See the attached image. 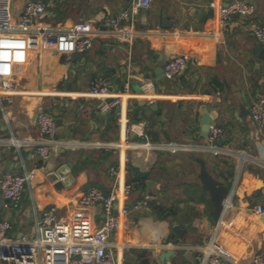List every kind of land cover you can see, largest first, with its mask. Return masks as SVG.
<instances>
[{"label":"crops","instance_id":"0c3cea01","mask_svg":"<svg viewBox=\"0 0 264 264\" xmlns=\"http://www.w3.org/2000/svg\"><path fill=\"white\" fill-rule=\"evenodd\" d=\"M4 1L16 20L29 0ZM42 1L46 11L35 28L76 30L91 36L94 45L84 53L57 55L41 48L42 34L33 41L26 33L0 35V49H25V59L16 62L3 61L0 51V80L8 78L16 89L12 96L0 89V179L37 169L17 205L6 206L0 192V219L12 224L7 237L33 240L42 212L54 207L73 239L93 241L103 210L82 206L79 198L90 187L108 194L118 186L120 207L129 213L106 239L115 264H163L156 259L165 249L173 252L174 264H204L210 243L228 249L238 264H253V256L264 253V128L253 122L250 109L264 97V57L251 27L264 25V0H249L254 13L235 16L223 28L218 6L233 0H153L136 15L129 40L105 20L131 0ZM181 54L190 57L181 73L173 80L160 78L156 69L162 61ZM95 77L104 78L112 94H121V104L106 113L99 110L103 99L88 94ZM146 80L154 83L149 94L139 91ZM204 109L223 128L221 145L232 154L206 147ZM41 111L56 118L55 141L39 131ZM63 140L92 145L65 147L57 142ZM43 142L50 150L46 158L36 152ZM168 143L178 148L162 146ZM59 163L69 164L73 177L64 188L49 180L48 166ZM133 167L149 174L140 177ZM203 170L230 190L217 222L201 182ZM128 184L132 187L123 194ZM138 201L146 205L135 209Z\"/></svg>","mask_w":264,"mask_h":264},{"label":"built area","instance_id":"2783aa9c","mask_svg":"<svg viewBox=\"0 0 264 264\" xmlns=\"http://www.w3.org/2000/svg\"><path fill=\"white\" fill-rule=\"evenodd\" d=\"M153 0H131L128 8L106 18L105 26L112 29L124 40L134 37V20L138 13L148 9ZM47 3L42 0H29L23 6L18 19H13L8 3L0 0V35L24 34L33 39L43 35L44 40L40 43L42 49H51L57 55H70L74 52L84 53L94 45L91 36H79L76 30L57 29L50 30L45 27H36L37 19L44 15ZM213 6V4H212ZM255 4L249 0H233L227 5H219L217 10L218 24L220 27L228 26L235 16L249 17L255 11ZM252 33L259 43L264 47V25L251 27ZM4 51L3 61H23L25 49L21 47H2ZM190 57L181 54L171 57L163 65L164 77L170 80L175 79L185 68ZM128 87V84L126 85ZM0 89L5 90L8 96L16 93L15 84L8 78L0 80ZM154 90V83L151 80L142 82L140 92L149 94ZM88 94L93 97L102 98L99 110L106 113L112 107L121 104V94H112L106 80L102 77H95L89 83ZM111 98V100H107ZM250 116L254 123L264 128V97L255 100L250 109ZM36 123L39 131L46 141H52L58 134L56 118L46 112H39L36 116ZM206 147L215 154H232L231 149L224 148L218 141L222 140L224 130L214 122L209 125ZM55 141V140H54ZM65 147H77L80 145H92L89 142L77 140L57 141ZM95 143L93 145H99ZM169 149H176V143L162 145ZM36 152L41 158L50 154L47 142L37 145ZM37 174L33 169L21 174L7 173L0 179V192L6 199V206L17 205L25 191L28 183H31ZM128 184L122 190L127 194L131 189ZM121 193L118 186H115L108 194L97 187H90L79 198V204L85 207L100 206L103 210V222L96 230L97 239L93 241H77L72 238L70 225L62 221L54 207L45 209L40 217L37 236L31 241L12 242L7 233L12 224L7 219H0V260L2 264H115L112 253L107 249L106 239L120 226V216L129 213L126 207H120ZM146 205L145 201H138L135 209ZM256 210L263 211L258 205ZM204 264H238L234 255L226 248L211 245L204 248ZM253 264H264V253H256L252 258Z\"/></svg>","mask_w":264,"mask_h":264},{"label":"water","instance_id":"95a60500","mask_svg":"<svg viewBox=\"0 0 264 264\" xmlns=\"http://www.w3.org/2000/svg\"><path fill=\"white\" fill-rule=\"evenodd\" d=\"M163 23L165 24L166 21H169L166 17V12L163 11ZM169 25V24H165ZM168 27V26H167ZM261 55L264 57V47L259 49ZM166 59L162 61V64L164 65L166 63ZM156 73L159 75V77H164L163 72V66H159L156 69ZM213 121V115H211L208 110L204 109L202 112V117L200 119V126H201V135L207 139L209 134V125ZM221 140L218 141V144H221ZM69 164H63L59 163L55 169H53V165H49L48 167H51V172L49 175V180L55 184V187H62L67 186L72 180L73 177L69 173V170L67 168ZM133 169L138 173L140 177H146L149 174V171H140L138 167H133ZM201 182L203 184V187L205 190L208 191L210 199L213 201L214 204V211L212 214L213 221H218L222 215V212L224 210V203L229 195V188L224 183H221L217 181L212 175L206 173L205 170L201 173ZM149 185H151V182H148ZM150 195H154L152 192ZM148 207H150V203H148ZM145 218H149V213L146 211L143 215ZM160 244H162V241H159ZM150 255L153 254V251H149ZM173 252H171L168 249L162 250L159 252L158 257L156 260L160 261L161 263L165 264L166 262L171 261L172 264H174V260L171 259V255Z\"/></svg>","mask_w":264,"mask_h":264}]
</instances>
